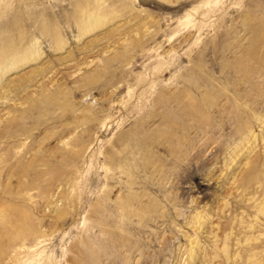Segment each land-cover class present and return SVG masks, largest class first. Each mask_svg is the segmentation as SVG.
<instances>
[{
	"label": "rangeland",
	"instance_id": "1",
	"mask_svg": "<svg viewBox=\"0 0 264 264\" xmlns=\"http://www.w3.org/2000/svg\"><path fill=\"white\" fill-rule=\"evenodd\" d=\"M0 53V264H264V0H0Z\"/></svg>",
	"mask_w": 264,
	"mask_h": 264
},
{
	"label": "bare ground",
	"instance_id": "2",
	"mask_svg": "<svg viewBox=\"0 0 264 264\" xmlns=\"http://www.w3.org/2000/svg\"><path fill=\"white\" fill-rule=\"evenodd\" d=\"M90 6H89V8H87V9H85L84 10V12L86 11V10H89V11H86L85 13L87 14V17H85L86 18V22H90V21H94L96 18H95V16H96V14L94 15L90 10H91V8H94L95 6H94V3H91V2H89L88 3ZM90 24H92V23H90ZM24 39V38H23ZM23 39H21L20 40V42H14L13 40H9V41H11V43H10V45H8V46H6L5 48H4V51L6 52V53H13V51L14 50H18L19 49V47H21V46H24L23 45ZM258 41H259V39H257ZM26 41H24V43H25ZM259 43V42H258ZM26 44V43H25ZM25 48H24V51H29V50H32V48H31V46L29 45V44H26L25 46H24ZM11 53V54H12ZM5 55H7V54H2V53H0V69H3V68H5V66L7 65L6 63H5V58H4V56ZM177 103H181V104H184V102L181 100V99H176L175 100ZM189 103L188 104H186V105H184V106H188V108H187V110H186V112H187V114L189 113V114H191V115H193L195 112H197V110H199V105H197V103H199L198 101H195V99H189V101H188ZM249 132L250 131H247V132H245V134H244V136L241 138V140L235 145V151L233 150V153H232V155L231 156H229L230 158L231 157H233L232 158V160L233 159H235V158H237L240 154H238V149H239V146L241 145V143H243V142H248L250 139H251V137L253 136V134H251V133H253V132H250V134H249ZM264 136V135H263ZM253 138H254V136H253ZM253 141H254V139H253ZM204 142H205V140H204ZM246 144V143H245ZM249 145V144H248ZM238 148V149H237ZM241 149V148H240ZM244 150V149H243ZM232 151V150H231ZM240 151V150H239ZM228 156V155H227ZM241 156V155H240ZM247 157V156H246ZM229 158V159H230ZM231 160V159H230ZM234 161V160H233ZM235 162V161H234ZM231 166V165H230ZM226 168H228V167H226ZM192 187H194V189H195V191L197 192V193H199L200 195V198H205L206 197V194H207V192L205 191V190H201L200 189V184H201V182L199 181V180H197V178L196 177H193L192 178ZM225 183V182H224ZM221 185V184H220ZM260 209H262V208H260ZM207 212H205V213H203V212H196L195 213V215L193 216V218L190 220V222H189V224L191 225V227L194 229V231L195 232H197V234L198 233H203V232H205L206 231V227H208L207 225V223L209 222L208 220H209V218H208V216H207ZM163 216H165V215H163ZM196 235V234H195ZM201 235V234H200ZM197 238V237H196ZM228 238V237H227ZM234 238V237H233ZM237 239V238H236ZM235 239V240H236ZM234 239H232L231 241H233ZM231 244V242H229V241H224V243H223V246L222 247H219L217 250L216 249H214L215 250V252H223L224 253V255H228L229 254V245ZM189 247H188V250H187V260H188V262L187 263H189V264H194L195 263V260H196V258H198V255L199 254H201V252H202V250H201V247H200V245H199V242H198V240L197 239H191L190 240V243H189ZM232 245V244H231ZM203 248V247H202ZM209 249V248H208ZM203 254V253H202ZM206 254V253H205ZM231 254V253H230ZM203 256V255H202ZM229 256H232V255H229ZM249 257H251V255H249ZM206 258V257H205ZM250 264H257L255 261H252Z\"/></svg>",
	"mask_w": 264,
	"mask_h": 264
}]
</instances>
